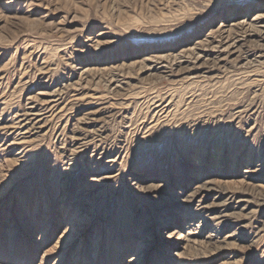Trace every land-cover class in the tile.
Returning a JSON list of instances; mask_svg holds the SVG:
<instances>
[{
	"label": "rangeland",
	"instance_id": "obj_1",
	"mask_svg": "<svg viewBox=\"0 0 264 264\" xmlns=\"http://www.w3.org/2000/svg\"><path fill=\"white\" fill-rule=\"evenodd\" d=\"M257 16L0 0V264H264Z\"/></svg>",
	"mask_w": 264,
	"mask_h": 264
},
{
	"label": "bare ground",
	"instance_id": "obj_2",
	"mask_svg": "<svg viewBox=\"0 0 264 264\" xmlns=\"http://www.w3.org/2000/svg\"><path fill=\"white\" fill-rule=\"evenodd\" d=\"M263 17H264V16H257V17L254 19V21H255V22H258V21H259L258 19H261V18H263ZM257 20H258V21H257ZM261 21H262V20H261ZM248 23H250V22L248 21ZM237 24H238V23H237ZM250 24H251V23H250ZM250 24L248 25V29H249V28H252V26H251ZM256 24H257V23H256ZM246 25H247L246 23H242L241 27H245ZM256 27H257V26H256ZM234 28H235V27H234ZM233 30H236V29H233ZM221 31H222V30H221ZM227 31H228V30H227ZM238 32H239V31H238ZM231 33H232V32H231ZM243 33H244V32H243ZM220 34H221V33H220ZM233 34H234V33H233ZM238 34H239V33H238ZM217 35H218V34H217ZM231 35H232V34H231ZM235 35H237V34L235 33ZM235 35H234V37H235ZM244 35H245V34H244ZM240 36H241V35H240ZM248 37H249V36H248ZM237 39H238V38H237ZM234 40H235V42H237L235 38H234ZM234 40H233V41H234ZM243 40H246V39H244V36H242V38L239 39L238 42L243 41ZM214 41H215V40H214ZM209 42H210V41H209ZM235 42H234V43H235ZM241 43H242V42H241ZM219 45H220V44H219ZM212 46H213V44H212ZM215 46H216V44H215ZM215 46H214V47H215ZM220 46H221V45H220ZM197 47H198V46H197ZM228 47H229V45H228ZM230 47L232 48V47H234V45H230ZM230 47H229V48H230ZM202 48H203V47H202ZM193 49H194V48H193ZM205 49H206V48H205ZM211 49H213V48H211ZM214 49H215V48H214ZM203 50H204V49H203ZM203 50H202V51H203ZM215 50H216V49H215ZM191 52H192V51H191ZM204 53H206V52H204ZM207 53H208V52H207ZM197 54H198V53H197ZM197 54H195V55H197ZM202 54H203V53H202ZM190 55H191V54H190ZM198 55H200V53H199ZM185 56H186V55H185ZM188 56H189V55H188ZM180 57H181V56H180ZM198 57H199V56H198ZM202 57H203V56H202ZM152 64H153V63H152ZM113 80H114V79H113Z\"/></svg>",
	"mask_w": 264,
	"mask_h": 264
}]
</instances>
